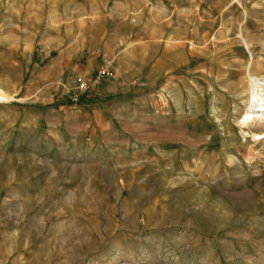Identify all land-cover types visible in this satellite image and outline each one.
<instances>
[{
    "label": "rangeland",
    "instance_id": "obj_1",
    "mask_svg": "<svg viewBox=\"0 0 264 264\" xmlns=\"http://www.w3.org/2000/svg\"><path fill=\"white\" fill-rule=\"evenodd\" d=\"M250 77L264 0H0V264H264Z\"/></svg>",
    "mask_w": 264,
    "mask_h": 264
},
{
    "label": "bare ground",
    "instance_id": "obj_2",
    "mask_svg": "<svg viewBox=\"0 0 264 264\" xmlns=\"http://www.w3.org/2000/svg\"><path fill=\"white\" fill-rule=\"evenodd\" d=\"M247 92L249 98L246 110L242 119L238 121L242 134L245 133L244 129L264 130V83L259 78L250 77Z\"/></svg>",
    "mask_w": 264,
    "mask_h": 264
},
{
    "label": "crops",
    "instance_id": "obj_3",
    "mask_svg": "<svg viewBox=\"0 0 264 264\" xmlns=\"http://www.w3.org/2000/svg\"><path fill=\"white\" fill-rule=\"evenodd\" d=\"M105 57H108V56H102V59L99 60L98 64L95 63L94 61L90 60V61H87L85 64H82V65L71 66L72 75L76 79L77 78L79 79L80 77L82 79H85V78H88V77H91V76L95 75L97 70H98V68L101 66L102 61H103V59ZM114 65H115V62H114V59H113V68L115 70ZM116 73L118 74V72H116ZM116 80H118V76L115 79L104 80L100 84L105 83V82H109V81L113 82V81H116ZM106 84L108 85L110 83H106ZM112 85H111V87H107L106 85L103 84L104 88H102L100 90V92L98 90L94 91L95 95L99 96V98H100V96L111 98V96H116V95H118V94L123 92L122 89H119V87L117 85H115L114 83H112ZM101 100H104V98L96 99L95 102H93L90 106H88V108H91V110L94 113H97V114L101 115V113L103 112L102 111ZM88 103H90V102H88ZM123 104H125V103L123 102Z\"/></svg>",
    "mask_w": 264,
    "mask_h": 264
},
{
    "label": "built area",
    "instance_id": "obj_4",
    "mask_svg": "<svg viewBox=\"0 0 264 264\" xmlns=\"http://www.w3.org/2000/svg\"><path fill=\"white\" fill-rule=\"evenodd\" d=\"M116 77L117 75L113 68V59L110 57H105L95 75L78 80V89L82 92H86L89 89L100 85L102 81L107 79H115Z\"/></svg>",
    "mask_w": 264,
    "mask_h": 264
}]
</instances>
